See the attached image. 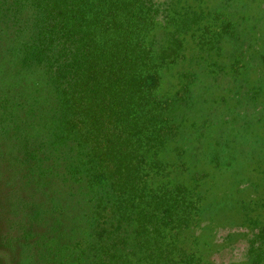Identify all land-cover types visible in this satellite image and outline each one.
Wrapping results in <instances>:
<instances>
[{
  "label": "rangeland",
  "instance_id": "rangeland-1",
  "mask_svg": "<svg viewBox=\"0 0 264 264\" xmlns=\"http://www.w3.org/2000/svg\"><path fill=\"white\" fill-rule=\"evenodd\" d=\"M131 1L142 7L139 18L156 25L147 40L158 54L177 58L164 91L184 96L180 137L153 158L162 164L152 171L153 192L131 216L152 200L149 224H169L172 212L154 201L177 179L196 202L185 217L199 224L181 238L185 250L197 248L210 264H264V0ZM42 3L58 8L70 0H0V264H94L90 247L99 240L83 217L89 206L54 165L64 117L55 83L28 51L48 15ZM170 168L179 177L167 175Z\"/></svg>",
  "mask_w": 264,
  "mask_h": 264
},
{
  "label": "trees",
  "instance_id": "trees-1",
  "mask_svg": "<svg viewBox=\"0 0 264 264\" xmlns=\"http://www.w3.org/2000/svg\"><path fill=\"white\" fill-rule=\"evenodd\" d=\"M40 6V13L48 15L28 51L55 83L65 121L63 117L55 128L53 147L62 149L55 153L54 165L69 174L70 193L79 190L73 197L89 206L83 217L99 240L90 247L97 254L94 264H210L197 248L189 252L179 243L199 225L185 217L196 205L179 188L185 182L177 185L179 180L173 179L170 190L161 185L166 194L154 201L172 212L169 224H149L152 200L136 220L131 216L130 210L153 192L152 171L162 168L153 158L168 153L181 130L176 118L181 95L169 98L164 91V75L177 58L170 51L158 54L147 40L156 25L149 15L139 18L138 1L70 0L69 8ZM32 61L26 54L29 69ZM180 172L170 168L167 175L179 177ZM132 227L133 242L126 238ZM138 253L141 258L136 259Z\"/></svg>",
  "mask_w": 264,
  "mask_h": 264
}]
</instances>
